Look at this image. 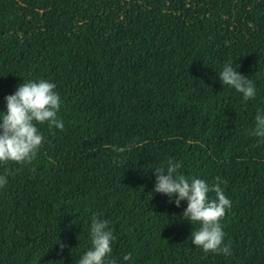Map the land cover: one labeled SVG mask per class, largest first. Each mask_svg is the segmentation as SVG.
<instances>
[{"label":"trees","instance_id":"16d2710c","mask_svg":"<svg viewBox=\"0 0 264 264\" xmlns=\"http://www.w3.org/2000/svg\"><path fill=\"white\" fill-rule=\"evenodd\" d=\"M0 264H264V0H0Z\"/></svg>","mask_w":264,"mask_h":264}]
</instances>
